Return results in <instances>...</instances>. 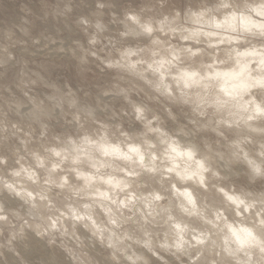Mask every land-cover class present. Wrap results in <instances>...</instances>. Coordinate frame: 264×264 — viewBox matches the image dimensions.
Instances as JSON below:
<instances>
[{
    "label": "clouds",
    "instance_id": "clouds-1",
    "mask_svg": "<svg viewBox=\"0 0 264 264\" xmlns=\"http://www.w3.org/2000/svg\"><path fill=\"white\" fill-rule=\"evenodd\" d=\"M0 264H264V0H0Z\"/></svg>",
    "mask_w": 264,
    "mask_h": 264
}]
</instances>
